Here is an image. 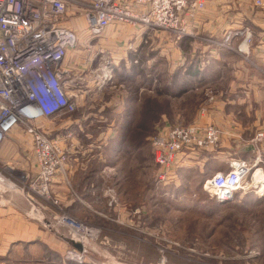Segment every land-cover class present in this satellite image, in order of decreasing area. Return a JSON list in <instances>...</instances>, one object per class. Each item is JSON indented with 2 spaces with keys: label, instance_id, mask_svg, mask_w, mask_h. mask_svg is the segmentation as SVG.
<instances>
[{
  "label": "rangeland",
  "instance_id": "obj_1",
  "mask_svg": "<svg viewBox=\"0 0 264 264\" xmlns=\"http://www.w3.org/2000/svg\"><path fill=\"white\" fill-rule=\"evenodd\" d=\"M70 10L66 22L76 18L70 17ZM69 26L76 31L78 40L71 50L76 56L82 55L79 59L82 62L73 65V69L82 70L86 66L96 76L106 73L105 79L110 84L105 96L113 97V90L119 92L115 68L124 74V66L137 64L148 73L145 67L152 66L149 71L154 87L150 97L152 111L146 117L147 122H141L145 111L141 107L138 121L140 126L150 121L151 136L155 137L165 126L162 112L171 114L176 110L161 101L167 93L166 76L161 74L167 62L164 41L168 37L176 39L175 36L158 30L131 34L129 30L140 27L123 24L116 26L121 32H108L106 39L92 40L87 38L82 25ZM122 79L125 90L128 79ZM143 85L136 91L140 104L147 97H143ZM97 93L99 96L94 97L84 94L91 100L77 105L73 113L46 121L53 126L50 138L68 154L69 163L55 175L45 198L33 188L34 173L23 176L0 165V178L5 183H0V264H264V192L244 194L239 190L232 201L217 202L214 209L213 197L202 188L205 181L200 186L199 176L194 172L182 174L184 181H180L176 170L160 167L155 163L151 141L147 150L150 149L152 165L148 168L147 158L146 168V145L132 160L127 150L128 138L123 146L117 144V138L94 139L99 135L97 128L102 124L98 122L103 121L105 111L109 116L114 113L113 108L104 107L103 94ZM215 93L203 92L195 113L199 109V115H207L214 99L221 98V93ZM74 118L84 122L79 126L66 122ZM172 119L167 124L181 122L182 117ZM83 148L92 149L88 165L81 156L76 157ZM72 162L85 167L71 174L67 166ZM136 165V173L132 175ZM207 196L209 203H199ZM73 225L84 228L86 233L77 235L70 228ZM72 243L80 244L82 249Z\"/></svg>",
  "mask_w": 264,
  "mask_h": 264
},
{
  "label": "crops",
  "instance_id": "obj_2",
  "mask_svg": "<svg viewBox=\"0 0 264 264\" xmlns=\"http://www.w3.org/2000/svg\"><path fill=\"white\" fill-rule=\"evenodd\" d=\"M199 1L202 3V8L184 13L183 23L187 31L198 35L202 41L189 36L181 39L168 37L164 41L166 43L164 47H166L167 62L162 68L161 74L166 76L164 84L167 93L163 95L161 101L168 107L174 106L176 110L171 111V114L162 112L161 118L165 124L164 129L171 126L167 124L171 117L174 121L177 117H182V124H195L200 127L211 125L218 130V143L216 145L190 151L185 150L176 159L174 170H176L178 179L184 181L182 174L194 172L199 176L200 186H202L203 182L213 174L227 171L232 160H241L264 168V0H260L261 6L255 4L256 0ZM71 10L73 13V9ZM67 23L74 26L82 25V29H85L80 18L70 19ZM113 31L121 32L122 30L116 26H110L98 39L103 37L106 39V33ZM143 31L145 30L141 28L134 31L129 30L131 34L136 35ZM247 33L250 34V38L246 42ZM227 34H232L230 49H218L204 41V39L221 41ZM169 48L172 51L171 56H169ZM81 58L80 53L79 55L77 53L76 56V52L70 49L62 61L61 68L66 73L68 82L75 86L80 84L82 86L75 88L74 85H68V93L73 96L78 107L86 104V99L87 101L90 99V94L94 97L98 94L97 92L102 93L103 96L101 97H105L104 103H106L104 107L114 109L112 116L106 114L107 110L104 115L102 114L104 119L98 122L102 125L97 128L99 135L97 134L94 139L100 140L104 137L103 140L106 141L120 138L123 133H126L124 125L126 123L134 124L138 120V114L140 115L143 106L145 107L144 119L148 117L153 102L150 97L154 90L151 84L152 75L149 76L152 66L145 67L148 73L143 72V67H141L140 72H137L134 65L130 66L136 68L133 73L126 70V66H124V69L126 68L124 74L115 68L114 79L118 83L116 89L119 92L116 94L113 90L112 97L105 96L107 85L110 84L109 81L104 80L106 73L102 72L96 76L95 72L87 69L86 66L82 70L73 69V65H77ZM161 62L164 64V60ZM149 63L152 64V62ZM123 75H129L127 77V90H122L125 84L122 79ZM148 77L151 78L147 82ZM141 84H144V90L141 88L144 91L143 97L147 96L145 99L148 100L143 99L140 104L136 91L140 90ZM100 85L103 88L96 89ZM94 89L96 90L93 91ZM206 91L221 93V98L214 99L207 110V115H199V109L195 113L196 108L199 104V98ZM132 93H134L133 100L130 99ZM84 94L89 95L88 98L84 97ZM146 103L149 106L147 110ZM139 104L142 106L137 108ZM78 120L79 118H74L66 122L74 126H79L84 122L83 119L80 122ZM46 121H40L39 127L49 134L53 126ZM80 131L83 132L82 129ZM258 136H262V138L255 141ZM145 148L144 152L147 154L144 155L145 166L147 168L146 161L148 158V168H151V152L149 148L147 150V144ZM73 150L74 148L69 152H73ZM77 155L81 156L88 165L93 157L92 149L85 150L83 148L79 154H76V157ZM132 156L131 154L130 158L134 160ZM257 158L261 162L256 163ZM0 165L4 169L14 171L17 174L20 173L23 176H28L29 173L36 171L32 141L23 128L17 127L7 134L0 146ZM82 166L83 164L78 163L73 165L72 162L67 168L72 174L75 169H84L85 165ZM137 166H135L132 175L136 173ZM0 183L5 184L3 181ZM207 197H204L199 203L204 205L209 203L210 197L208 199ZM181 198L184 199V196ZM212 201L215 209L217 201L214 198Z\"/></svg>",
  "mask_w": 264,
  "mask_h": 264
},
{
  "label": "built area",
  "instance_id": "obj_3",
  "mask_svg": "<svg viewBox=\"0 0 264 264\" xmlns=\"http://www.w3.org/2000/svg\"><path fill=\"white\" fill-rule=\"evenodd\" d=\"M255 4L261 6L262 2L256 0ZM70 8V17L83 20V30L92 40L100 38L110 26L127 24L158 30L176 39L189 36L202 41L183 23L184 13L202 8L199 0H0V146L17 127L30 136L36 164L33 188L41 198L49 194L47 187L69 163V157L39 122L71 114L78 105L68 93L69 82L61 68L67 51L78 41L76 31L66 22ZM231 36L204 41L230 49ZM249 38L247 33L245 41ZM151 143L155 163L174 170L181 152L216 145L218 130L211 125L177 122L160 130ZM202 188L218 203L232 201L239 190L261 195L264 168L232 160L227 171L213 174Z\"/></svg>",
  "mask_w": 264,
  "mask_h": 264
},
{
  "label": "trees",
  "instance_id": "obj_4",
  "mask_svg": "<svg viewBox=\"0 0 264 264\" xmlns=\"http://www.w3.org/2000/svg\"><path fill=\"white\" fill-rule=\"evenodd\" d=\"M136 68H137V72L141 71V66H139V65L137 66V64H136ZM136 68L128 67L127 69L126 68L125 69L128 70V71H132V73H133V72H135ZM125 69H123V70H125ZM128 76L127 75L126 76L123 75L122 78L123 77L126 78ZM130 99L131 100L134 99V93L131 94V98ZM151 111H152V109H151ZM142 115H144V111L142 112ZM151 115L154 117L153 113H151ZM145 120H146V118L144 119V117H143L142 120H139V121L147 122ZM139 121L137 120L134 124L126 123L124 125V127L126 128V133H123V135H121L120 138H118V140H117L118 141L117 144L119 146H123L124 143L126 142V139L127 138L129 139V142H128L129 143V149H127V150L129 151V153L131 152L130 155L131 154L134 155L135 152L136 153H139V152L141 153L142 148H144V146L147 143L149 144V142L151 141V137H154V136H151L152 132H153V126L151 125L150 121H149V123H145V125H142V126H140V124H139L140 122ZM119 150H121V149H119ZM122 150H124V149H122Z\"/></svg>",
  "mask_w": 264,
  "mask_h": 264
},
{
  "label": "bare ground",
  "instance_id": "obj_5",
  "mask_svg": "<svg viewBox=\"0 0 264 264\" xmlns=\"http://www.w3.org/2000/svg\"><path fill=\"white\" fill-rule=\"evenodd\" d=\"M0 181L2 182V179L0 178ZM4 182V181H3ZM61 223L64 224V221L61 219ZM71 230H73V232H77V235L78 234H83V233H86L85 229L84 228H79V229H76V228H72L70 226Z\"/></svg>",
  "mask_w": 264,
  "mask_h": 264
},
{
  "label": "water",
  "instance_id": "obj_6",
  "mask_svg": "<svg viewBox=\"0 0 264 264\" xmlns=\"http://www.w3.org/2000/svg\"><path fill=\"white\" fill-rule=\"evenodd\" d=\"M72 244H73V243H72ZM73 246H75L76 248H78V250H81V249H82V248H81L82 246H81L80 244H76V243H74Z\"/></svg>",
  "mask_w": 264,
  "mask_h": 264
}]
</instances>
